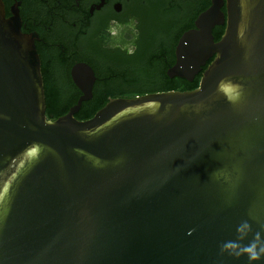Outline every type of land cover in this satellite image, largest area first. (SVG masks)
<instances>
[{
  "label": "water",
  "instance_id": "1",
  "mask_svg": "<svg viewBox=\"0 0 264 264\" xmlns=\"http://www.w3.org/2000/svg\"><path fill=\"white\" fill-rule=\"evenodd\" d=\"M211 0L167 70L198 85L83 94L47 118L39 59L0 1V264H249L221 254L243 221L264 236V0ZM224 24L214 41L211 27ZM251 264H264V257Z\"/></svg>",
  "mask_w": 264,
  "mask_h": 264
},
{
  "label": "flooded vegetation",
  "instance_id": "2",
  "mask_svg": "<svg viewBox=\"0 0 264 264\" xmlns=\"http://www.w3.org/2000/svg\"><path fill=\"white\" fill-rule=\"evenodd\" d=\"M0 1L4 18H16L20 32L34 43L45 115L48 100L72 105L83 94L71 73L74 65H87L92 73L90 97L81 103H105L109 98L165 91L162 87L167 82L198 85L213 57L207 58L190 80L167 74L175 62L180 36L196 28L195 19L211 0ZM219 9L225 13L224 0ZM223 28L224 24L211 27L214 41ZM142 65L152 71L151 84L146 91L135 93L131 70Z\"/></svg>",
  "mask_w": 264,
  "mask_h": 264
},
{
  "label": "trees",
  "instance_id": "3",
  "mask_svg": "<svg viewBox=\"0 0 264 264\" xmlns=\"http://www.w3.org/2000/svg\"><path fill=\"white\" fill-rule=\"evenodd\" d=\"M152 71L148 68L147 65H142L140 67H135L131 70V89L135 93H141L150 88ZM197 86L195 84H187L184 81L179 80V82H169L165 83L162 87V90L166 89H177V90H188ZM133 96V95H131ZM104 103L86 101L81 103L79 110L74 114V117L77 119H87L93 115V113L100 108ZM71 103L59 102L54 100H48L46 102V115L47 118L54 119L59 115L64 114ZM50 114L53 116L50 117Z\"/></svg>",
  "mask_w": 264,
  "mask_h": 264
},
{
  "label": "clouds",
  "instance_id": "4",
  "mask_svg": "<svg viewBox=\"0 0 264 264\" xmlns=\"http://www.w3.org/2000/svg\"><path fill=\"white\" fill-rule=\"evenodd\" d=\"M236 231L237 238L235 240L225 241L220 245L221 254L227 253L237 258L246 255L249 264L264 257V236L261 233H255L252 240L244 244L242 241L247 238L248 233L251 231V225L247 221H243Z\"/></svg>",
  "mask_w": 264,
  "mask_h": 264
}]
</instances>
